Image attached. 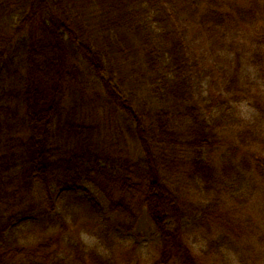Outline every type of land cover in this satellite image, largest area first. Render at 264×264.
<instances>
[{"label":"trees","instance_id":"trees-1","mask_svg":"<svg viewBox=\"0 0 264 264\" xmlns=\"http://www.w3.org/2000/svg\"><path fill=\"white\" fill-rule=\"evenodd\" d=\"M244 1L0 0V264H120L119 253L125 264L132 251L115 249L117 228L132 229L144 210L152 264H198L183 220L212 223L206 208L249 195L258 177L264 189V102L253 118L263 115L262 155L224 146L216 122L232 101L209 92L205 117L192 89L194 68L202 86L232 94L242 25L264 21V0ZM261 26L245 49L264 82ZM100 110L123 125L112 148L99 138ZM171 171L212 194L207 207L191 209ZM85 184L116 214L105 226L74 192Z\"/></svg>","mask_w":264,"mask_h":264},{"label":"rangeland","instance_id":"rangeland-1","mask_svg":"<svg viewBox=\"0 0 264 264\" xmlns=\"http://www.w3.org/2000/svg\"><path fill=\"white\" fill-rule=\"evenodd\" d=\"M240 2L245 1L239 0L238 3ZM261 19L259 18V23L255 20L254 23L258 24L242 25L244 32L243 35L241 33L237 41L243 43L241 51L245 55V63L238 71V80L234 84L232 94L220 95L215 86L209 85L210 88L202 86L203 83L200 82L194 68L191 69V79L194 97L200 103L202 114L205 117H210L205 111L211 100L208 97L209 92L212 94V91H214L216 98L220 96L221 99L232 101V104L226 110L227 114L225 115L227 118L220 117L216 122L215 131L222 138V144L224 146L235 144L240 148L245 145L249 148L251 146L254 151H259L263 155V115L260 114L258 119L260 123L258 120L254 123L253 118L258 114L257 109L260 108L263 112L264 102V87L255 88L254 83L260 81L261 84H264V82L261 76L256 79L257 73L253 71L255 68L254 55L248 49H245V44L250 46L252 35L255 37L254 40L263 37V26L261 24L264 21ZM256 67L258 70V65ZM247 68L252 71H247ZM99 112L103 113L102 117L96 116L94 121L100 120V124L104 128L102 129V136H98L104 146L112 148L115 139L118 137V131H120L117 128L123 129V125L116 117L105 115L103 110ZM123 138L125 139L124 133ZM123 146V143L119 145V147ZM168 176L174 183H169V185L173 188H179L182 199L190 204L192 202L195 207L190 208L197 213H199L197 208L207 207L206 202L213 198L212 194L207 195L196 190L197 186L195 187L194 183L190 181L182 185L181 180H183V177L180 171H171ZM257 179L262 181L260 187L253 190L249 195L234 198L231 195H226L219 205L206 208L204 216L208 214L207 217L213 221L212 223L190 224L192 220L189 218L183 220L181 224H186V232L189 230V235L185 234V237L188 238L187 241L193 247V255L198 264H264V189L262 187L263 180L259 177ZM238 191L243 194L242 189ZM36 192L40 195L39 184L36 186ZM74 192L98 205L99 218L104 226L107 219H115L116 214L110 212L106 196L94 185L85 184L83 189H74ZM61 208L60 197L57 196L56 213L61 212ZM197 215L201 218L202 214ZM169 226L173 227L174 225L171 223ZM151 230L145 210L140 214L132 229L117 228V240H122V242L116 245L115 249L128 248L132 251L128 254L130 260L126 259L125 264H152V256L156 255L157 252L153 243L156 236L153 235L154 233ZM7 236H9V231L6 232ZM196 237L201 240L203 245L196 241ZM136 244H138V250L133 251V245ZM125 256L118 254L117 260L120 264Z\"/></svg>","mask_w":264,"mask_h":264}]
</instances>
